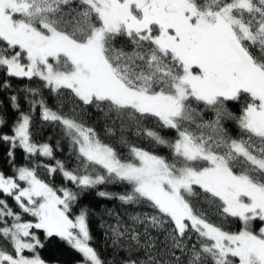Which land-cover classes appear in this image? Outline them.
I'll list each match as a JSON object with an SVG mask.
<instances>
[{"label":"snow or ice","instance_id":"6c2138e0","mask_svg":"<svg viewBox=\"0 0 264 264\" xmlns=\"http://www.w3.org/2000/svg\"><path fill=\"white\" fill-rule=\"evenodd\" d=\"M0 73V89L41 82L18 90L27 111L10 97L11 125L0 106L11 168L0 171V264H49L41 249L53 237L81 264H105L89 210L75 206L118 183L130 191L98 195L152 209L111 227L121 264H264V0H0ZM90 109L127 155L88 124ZM37 110L62 130L75 167L35 140ZM18 150L27 164L15 163ZM56 175L77 190L56 187Z\"/></svg>","mask_w":264,"mask_h":264},{"label":"trees","instance_id":"16d2710c","mask_svg":"<svg viewBox=\"0 0 264 264\" xmlns=\"http://www.w3.org/2000/svg\"><path fill=\"white\" fill-rule=\"evenodd\" d=\"M3 78V74L0 73V79ZM10 82L12 85L10 89H0V106H3L4 108L8 125L14 123L15 119L17 118V111L11 105L10 97L12 95H17L18 97H20L19 102L22 106V110L27 111V100L22 98L23 93L18 90L23 89L25 86L37 87L41 83L39 80L27 81L14 78H12ZM44 91L47 94V89H45ZM231 107L234 112H238V105H232ZM65 111H67V109H65ZM90 112L91 115L88 118V124L96 129L101 138L115 144L118 151H120L124 155H127V148L120 146L117 141L119 133H117V136H112L107 131V127L111 122H106L102 118V114L96 112L95 110L90 109ZM205 119H211V113H206ZM33 124L35 128V140L41 143L46 142L52 145L54 147L55 159L65 162L66 166L68 167H75L77 164L75 155L72 153L70 143L67 138L64 137L62 130L59 127H55L41 121L38 110L37 112L33 113ZM149 127L154 126L149 125ZM228 127L230 133L234 137L239 136L240 130L234 122H228ZM156 130L160 131L161 134L166 138H174L176 135L174 130ZM6 133H10V127L5 126L3 128H0V134ZM127 135L133 143H136L137 145L142 146L146 149L155 150L161 154H166L168 152L167 149L154 146L148 139H142L140 137H137L133 133H128ZM57 142L59 143V147H55ZM6 150V145H0V171L10 173L11 168L6 159ZM39 159L42 162L50 164L55 163V160H49L48 158L40 157ZM15 163L17 165H25L28 163V161L25 160V154L22 152V150H18L16 152ZM39 175L41 176V178H44L46 180L49 179L45 170L42 168L39 171ZM62 180V176L56 175L54 177L55 186H65L71 188L73 191L77 190L74 185H71L67 181H63L62 184ZM100 191L109 192L112 193L114 197H118L119 195L124 194L126 191H130V186L119 183L99 185L97 186V188L90 189L82 194L75 206L77 210L80 208H87L90 212L88 220L90 235L92 236L90 245L95 248L101 259L105 262V264H121L122 259L127 255V253L126 250L114 245V236L112 234L111 227L116 226L117 221L119 220H122L131 225L132 216L150 213L152 209H150L146 204H124L118 198L109 199L106 197H100L98 195V192ZM8 202L9 204H13L12 200H9ZM217 219L218 218L213 217V220ZM237 227L238 225L236 223H232L229 225V228L231 230H236ZM41 239H44L42 234ZM44 243L45 246L43 249H41V255L49 263L81 264V254L76 252L71 246H69L65 241L60 240L58 237L44 240Z\"/></svg>","mask_w":264,"mask_h":264},{"label":"water","instance_id":"95a60500","mask_svg":"<svg viewBox=\"0 0 264 264\" xmlns=\"http://www.w3.org/2000/svg\"><path fill=\"white\" fill-rule=\"evenodd\" d=\"M49 264H58V263H49Z\"/></svg>","mask_w":264,"mask_h":264}]
</instances>
